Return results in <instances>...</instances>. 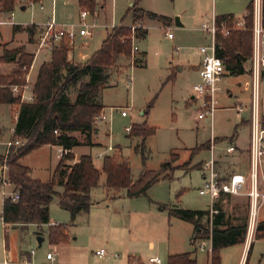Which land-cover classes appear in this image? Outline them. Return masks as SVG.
Wrapping results in <instances>:
<instances>
[{
    "label": "rangeland",
    "instance_id": "374dc122",
    "mask_svg": "<svg viewBox=\"0 0 264 264\" xmlns=\"http://www.w3.org/2000/svg\"><path fill=\"white\" fill-rule=\"evenodd\" d=\"M249 1L251 0H96L94 11H89L87 23L95 19L97 24L107 27L98 28L91 38L84 41L76 37L75 45L68 43L70 52H73L77 60L78 55L86 52L91 54L97 50L106 34L113 29L111 26L136 25L132 23L133 4L143 10L167 16L170 21L169 26H164L160 21L147 16L140 20V24L147 31L146 36L137 41L141 51L128 58H119L117 65L109 70L108 83L100 87L98 101L104 105L103 112L106 119L103 122L95 120V127L99 129V132L93 135V131V137H91V140L98 144L92 147L77 146L74 154L85 151L84 153L91 155L93 163L99 168L103 155L118 154L117 150L113 151V149L120 147L121 157L128 162L134 180L143 170H158L163 163L170 161V167L174 168L172 176L157 181L136 200L151 205L154 210L162 206L208 208L206 195L198 194V187L202 183V170L197 165L201 161L209 160L210 151L202 148L194 152L193 149L204 146L209 141L212 142L215 137H229L235 130L240 136V142L247 144L249 129L246 121L249 119L247 109L249 95L245 90L246 84H244L248 81L247 75L227 74L219 82V91L216 93L217 104L212 121L209 117L197 119V114L203 110L200 104L201 99L197 96L192 98L194 95L192 86L199 80L192 66L200 58L198 49L210 45L212 41L211 36L200 29V25L206 20L211 23L213 9L217 15L233 13L235 18H241L245 5ZM102 5L103 8L100 7ZM79 12L80 8L76 0H40V2L29 4L25 11L20 9V5H16L12 10V16L9 12H1L0 21L11 20L13 24L27 25L33 21L41 19V21H46L53 17L56 23L61 25V23H77ZM175 17L179 18L183 26L176 25ZM166 32L170 33L172 38H168ZM22 37L24 33L14 36L13 42H10L12 26L8 23L0 24V54L5 43H15ZM43 54L44 52L33 62L32 78ZM70 61L82 63L73 58ZM181 67L183 70H179ZM9 68H7L6 72H9L7 74L17 67L12 70ZM172 73H174L173 79L170 78ZM82 81H87V78H83ZM78 84L69 89L68 95L71 102L77 94ZM261 87L264 88V84ZM262 98L264 96L261 94ZM239 106H242L243 111H237ZM0 110H2L1 107ZM121 110H125L128 115L122 116ZM144 111L146 114L142 116L140 113ZM12 121L10 114L5 111L0 115V153L4 152L6 142L13 136ZM138 122L154 128V134L144 141L138 136L130 137L125 127ZM74 135L81 141L84 138V135L79 132H75ZM224 139L226 143V138ZM221 146H215V149H221ZM40 148L26 154L23 162L32 167L31 173L34 177L47 181L57 163L55 158L57 149ZM103 181L104 174L102 173L92 199L97 201L95 204L102 202L101 206L104 207L106 203L104 202ZM1 189L0 187V211L4 197ZM55 189L58 191L62 188L57 185ZM3 191L5 196L11 194L9 186H5ZM244 201L235 199L225 203L222 208L230 212L232 217L244 218L246 213L248 215V208ZM123 202L117 201L110 208L116 213L123 212L115 217L119 220L118 223L126 222L124 221L126 205ZM261 204L264 206L263 201ZM49 210L50 220L54 222L62 223L70 220L69 213L59 207L56 198L49 204ZM263 212L264 209L258 211L257 219ZM152 219H148V234L160 244V251L152 253L158 255L164 264L163 255L168 230H156L157 228L153 230L151 223L155 222L157 226L158 222ZM257 219L256 222H258ZM45 229L43 225L39 227L29 225L22 233L32 236L35 232L41 233ZM17 233L18 231L14 229L8 233L10 250L14 249ZM122 234L116 235L122 237ZM1 239H3V225L0 222V263L4 259ZM158 243L156 242V245ZM46 244V242L43 244V249ZM198 244H203L205 247L204 250L197 249L200 261H203L207 256L209 244L206 240H200L194 241L191 246L195 248ZM35 245L38 247L37 242ZM22 246L27 247L28 245L24 243ZM146 253L148 256L151 252ZM244 264H264V239L254 242L250 257Z\"/></svg>",
    "mask_w": 264,
    "mask_h": 264
},
{
    "label": "trees",
    "instance_id": "16d2710c",
    "mask_svg": "<svg viewBox=\"0 0 264 264\" xmlns=\"http://www.w3.org/2000/svg\"><path fill=\"white\" fill-rule=\"evenodd\" d=\"M39 1L26 0L23 5L27 7ZM77 1L81 9L94 11L96 0ZM16 5L17 0H0V12H12ZM262 10L264 19V0ZM144 16L158 20L163 25H168L170 21L167 16L144 11L133 4V22L139 23ZM229 18L233 16L220 15L215 21L219 24ZM243 18L244 29L233 28L231 22H228V27L231 28L229 34L216 35L215 52L223 61L228 74H243L251 56L252 0L246 6ZM18 28L19 25H14L13 31ZM32 28L34 27H26L30 38L34 36ZM145 35L144 27L135 29V39L141 40ZM68 43L67 39H61L52 47L49 60L40 65L32 88V102H20L18 96L11 92L10 85L23 83L22 77L32 63L33 54L26 53L23 47H18L3 49L0 55V64L15 63L17 66L10 74H0V104L18 106L12 141H22L18 145L9 146L5 154H0V167L6 166L8 179L19 195L17 200L6 198L2 202L1 214L7 225L49 223V204L54 198L60 208L69 212L73 222L79 213L87 212L92 205L90 191L98 187L102 173L105 174L104 187L107 191L115 194L125 190L129 198L143 195L157 181L172 176L174 168L170 167L168 161L158 170H143L134 180L128 162L119 153L104 156L101 169L94 166L89 154L80 155L73 164L67 163L74 160L71 152L74 147L82 144L93 145L91 137L96 129L95 120L103 110L98 101L100 87L108 83L109 70L117 65V60L130 57L132 33L131 28L125 25L113 27L101 42L100 48L83 63H74L68 59ZM23 67L26 70H22ZM83 78H87V81H82ZM77 83V94L71 102L68 92L70 87ZM261 125L264 127V117ZM75 132L84 135L82 141L74 135ZM154 132V128L145 123H132L128 134L130 137L138 136L144 141ZM45 145H58L62 147L63 152L51 178L41 181L30 176L29 168L21 164L20 159ZM205 147L206 145L196 147L193 151ZM57 185L62 187L61 192L56 191ZM225 196L227 195L221 194L219 199ZM245 205L248 208V200ZM214 207L217 213L213 215L211 222L208 210L169 207L168 213L192 223L196 238L210 239V263L219 264L222 248L245 241L248 215L246 213L244 218L230 217L223 211L219 202ZM254 238L264 239V219L257 222ZM48 241L53 245L66 243L67 225L58 223L49 226ZM249 252L250 247L245 263ZM167 264H195V261L188 253H183L169 256Z\"/></svg>",
    "mask_w": 264,
    "mask_h": 264
},
{
    "label": "crops",
    "instance_id": "0c3cea01",
    "mask_svg": "<svg viewBox=\"0 0 264 264\" xmlns=\"http://www.w3.org/2000/svg\"><path fill=\"white\" fill-rule=\"evenodd\" d=\"M76 2L78 5L77 0ZM247 4L245 5V9H246ZM21 6H23V4L20 5V9H21ZM100 7L103 8V5ZM78 8H80L79 5H78ZM25 9H26V6H25ZM25 9L24 10L21 9V10L25 11ZM9 13L11 16L13 15L12 12H9ZM244 14H245V11H244ZM222 15H232L233 17H235L233 13L222 14ZM217 16H220V15H217V12L213 9L211 19L213 18L215 19ZM41 20H38L36 22L30 21L31 23H28L27 25L13 24V21L10 20L9 21L10 23H8L9 25L12 26V40L10 42H13L14 36H19L21 33H24V37H22L18 41L16 40V42L12 44L10 42L5 43L3 47L1 48V54L3 52V49H14L18 47H23L26 53L33 54V60L28 70V83L32 86V88H33V84H34V81H35L40 65L43 62L48 61L50 58L49 50H45V49H41L39 51L37 50V39L42 30V24L43 22H45L44 20L43 21ZM132 23H134L133 18H132ZM203 23H209V20L202 22L200 25V29ZM64 24H67V23H61V25H64ZM68 24H72V23H68ZM14 25H19L18 30L13 31ZM120 25H123V24H120ZM120 25H117V26H120ZM27 26L34 27L32 28L33 29L32 31H34V36L32 38H30L29 33L26 30ZM164 26H169V24L164 25ZM178 26H183V25L180 22V25ZM104 27H107V26H104ZM104 27H101V28H104ZM111 27H115V26H111ZM137 41H136V45H137ZM137 47L140 52L141 51L140 47L138 45ZM42 52H44L43 58L41 62L38 64L35 75L32 78L31 70L34 67L33 62L36 59V57L39 56ZM198 53H199L200 58L197 60V63L192 66V68L194 69V72L197 75H198V70L200 68V61H201V54L199 50H198ZM91 54L86 52L85 54H81L80 56L78 55V60H77L74 58L73 52L69 51L68 59L70 60L71 58H73L74 60L83 63L91 56ZM8 67H10L9 70H12L14 67H17V66L15 63L0 64V74L9 73V72H6ZM179 70H183V67H181ZM227 74L228 72L225 75ZM244 74L247 75L248 77V81H246L244 84H246L245 90L248 92V95H249V106L247 108L249 111V119L246 121L248 129H249L247 144L244 145L240 142V136L235 130L234 133L231 134L229 137H224L226 138V141H227L226 143H225L224 138L215 137L214 140L212 142L209 141L205 147V149H209L210 151L209 160L210 158H213L214 169L221 181L228 180L229 177L235 173L242 174L246 177H248V174H249V144H250V118H251L249 60L247 61L245 65V72L243 73V75ZM173 77H174V73L170 75V78L173 79ZM198 79H199L198 81H200L199 76H198ZM263 84H264V77L261 82V86ZM261 86H260V88L262 89L261 94L264 96V88H262ZM261 94H260V116H261V122H262V119L264 117V98L261 99ZM192 98L194 97L192 96ZM102 106L104 110V105ZM0 107L2 109L0 110V115L4 111L10 114L13 120L12 121L13 123L11 126V131L13 132L15 121L18 115V106L11 105V104H0ZM103 110L101 114L104 116V119L101 122H103L106 119ZM237 111L239 112L243 111L242 106H241V110L237 109ZM144 112H141L140 114L143 116ZM138 124L140 123L138 122ZM98 132H99V129L96 128L93 135L97 134ZM11 141H12V137H11V140L6 142V148L4 152L0 154H5L7 152L9 148L8 143ZM91 142L93 144L91 145V147L98 144L97 142H94L92 140ZM222 143H225V144L221 146ZM230 144L234 147V150L231 152H227L226 148ZM79 146L87 147L88 145L82 144ZM215 146H218V147L221 146V149L216 150ZM44 148H50V149L56 148L57 149V155L55 158L58 163L59 161L58 159H60V156L63 152L62 147L58 145H45L41 147L40 149H44ZM35 150L37 151V149ZM74 150H75V147L71 151L74 156V160L68 161L67 162L68 164H73L80 155L87 154V153H84L85 151H81L83 153H79L75 155ZM114 150H117V152L121 154L120 147H114L113 151ZM106 155H111V153L105 154L103 155V157ZM24 158L25 157L20 159L21 164L29 168V174L32 178L39 179L32 175L31 173L32 167L29 164L23 162ZM94 166L97 169H101L102 161H101L99 168L95 164ZM197 167H199L200 170H202V174H201L202 181L201 182L203 183L204 178H206V176L208 175V171L205 168V161L199 162ZM52 173H51V176H52ZM104 183H105V174H104V181L102 183V187L105 192L104 202L106 203V206L104 207L101 206L103 205L102 202L101 204L99 203L95 204L97 201L92 199V194L94 190L98 188L96 187L90 191V198L92 201V205L90 206L89 210L85 213H79L75 217L73 222H71V218L67 222L66 221L62 222V224L67 225L68 241L66 243H62L59 245H53V244H50L48 241L49 226L58 224L57 222L50 220V210H49V223L47 224H35V223H29L25 225H10L9 224V225H6L5 227L3 225V239H1V242L3 246L4 259L0 264H3L4 261L9 262V264L42 263V262H45V254L49 251L54 252L56 261L61 264H150L148 262V258L151 256H158V255H154L152 252L160 251V244L158 243V241H156L155 238H153L151 235L148 234L149 232L148 219L150 218H153L152 221L158 222L157 226L155 222L151 223L150 226L151 228H153V230L156 228H157L156 230H161V229L168 230V235H167V239L165 240L166 243H165V250H164V255H163L164 264H167L169 256L183 254V253H188L190 258L195 261V264H211L210 263L211 258L208 252H207V256L204 257L203 261H200L201 258L199 257V252L197 251V247L192 248L191 246L194 244V241L196 240H206L209 244V247L211 246L210 239H202V238L195 237V234H194L195 229L192 223L183 221L174 216H170L168 213L169 207L162 206L158 210H154L151 205L146 204L145 202L136 200L138 199V197L129 198L128 196H126L125 190H121L118 193L113 194L111 191H107L105 189ZM201 185L198 187V189L201 187ZM8 186L11 188V193H12L14 191L13 185L10 184ZM247 186L248 184L246 185V190H248ZM257 187H258V191L263 195L260 201L264 202V156L262 157V162L258 170ZM61 191L62 189L58 190V192H61ZM226 195L227 196H225L221 200L219 199L220 196L216 198L213 202L214 203L213 205L215 206V204L219 202L220 206L223 207L225 203H228L229 201H234L235 199H239V201H244L245 199L244 201V204H245V202H247L248 200L245 195H231V194H226ZM206 197H207V202L209 203L208 208L187 207L186 209L208 210L209 211L210 206H211V200L208 196ZM117 201H124L123 203L126 205V214H125L126 218L124 219V221H126L125 223L123 222L118 223L119 220L115 218L116 216H119L123 212L119 211L118 213H116V211H113L110 209L111 206L114 205V203H117ZM2 202H1V205H2ZM261 202H260V207L258 211L259 210L262 211L264 209V206H262L263 204H261ZM234 205L235 203L233 204V206ZM222 209L228 216L231 217L230 212H227V210H225L224 208ZM263 214L264 212L262 213V215ZM262 215L257 219L258 222L264 219V215L263 216ZM29 225L37 226V227L43 225L46 229L45 231H41V233L35 232V234H33L32 236H27L26 233H22V232ZM11 229L18 231L17 241L15 239L16 243L14 245L13 250L9 249V244H8V233L10 232ZM106 231H108L109 233L107 234ZM136 231L138 233H136ZM116 234L118 235L122 234V237ZM256 240L258 239L254 238V233H253V235L250 238L245 237V241L243 243L222 248L220 250V263L219 264H244L246 257H247L249 247H250V252L248 255V259L250 257V253L252 251L254 242ZM36 242L38 243V247H36L35 245ZM45 242L47 244L45 248L43 249L42 247ZM156 242L158 243V245H156ZM24 243H26L28 246L23 247L22 244ZM176 244L178 245L176 246ZM101 248L105 250L104 255L102 256L96 255L95 252ZM31 250H33L32 254H30ZM146 252H151V253L150 255L147 256ZM24 256H25L24 259L26 260V263L22 262L20 259Z\"/></svg>",
    "mask_w": 264,
    "mask_h": 264
},
{
    "label": "built area",
    "instance_id": "2783aa9c",
    "mask_svg": "<svg viewBox=\"0 0 264 264\" xmlns=\"http://www.w3.org/2000/svg\"><path fill=\"white\" fill-rule=\"evenodd\" d=\"M26 0H17V5H22ZM93 14V13H92ZM89 11L81 9L78 15V22L72 24L59 25L54 18H49L42 24V30L37 39V50L45 49L51 51L52 47L59 43L61 39H67L69 43L75 45V38L87 40L91 38L92 34L98 28L103 26L97 24L95 19H92L90 23H87V17ZM231 19V20H230ZM228 22H231L233 28L244 29L245 20L241 18H229L216 23L215 19L211 20V23H203L201 30L208 33L211 38V44L202 46L198 50L201 54L200 68L198 70V76L200 81L192 86L194 93L193 97L197 96L201 99V108L197 114V119L209 117L212 121L214 111L216 109V93L219 90V82L227 73L225 65L221 58L216 55V35L220 33L222 36H227L231 30L228 27ZM10 23L9 21H0V24ZM143 27L140 22L136 25H132V47L131 55L134 56L138 53V47L136 45L137 39H135V29ZM252 43H251V56L249 58L250 63V144H249V174L248 177L242 174H232L228 180L221 181L214 169V160L210 158L205 162V168L208 171V175L204 178L201 187L198 189L200 195H206L211 200V206L209 210V220L212 221L213 215L217 213V209L214 207V200L221 194L231 195H245L248 199V222L246 229V237L250 238L256 228L257 213L260 207V199L263 195L258 191L257 177L258 170L264 156V127L261 125L260 116V94H261V82L264 77V19L262 10V0H252ZM168 38H172V35L166 32ZM22 70H26L25 67ZM28 70L23 75V83L10 85V90L14 96H18L20 102H32L34 100V94L32 92V86L28 83ZM241 110V106L238 107ZM122 116H127L125 110H121ZM104 116L100 114L96 117L97 121H102ZM126 132H130V126L125 127ZM18 140L8 143V147L12 144L18 145ZM234 147L230 144L227 146L226 151L231 152ZM10 181L7 176L6 166L0 167V186L2 188L3 198H11L17 200L19 198L18 192L13 191L10 195L5 196L3 194V188L10 185ZM248 184V190L246 185ZM3 199V200H4ZM0 222L4 227L7 225L4 223L2 214L0 211ZM200 241V240H196ZM197 249L204 250L203 244H198ZM209 255H211V246L207 249ZM33 250L30 251V254ZM105 250L103 248L95 252L96 255H104ZM24 257L20 258L22 262L26 263ZM150 264H162V260L158 256H151L148 258ZM3 264H9L4 261ZM36 264H61L56 261L53 251H49L45 254V262Z\"/></svg>",
    "mask_w": 264,
    "mask_h": 264
},
{
    "label": "water",
    "instance_id": "95a60500",
    "mask_svg": "<svg viewBox=\"0 0 264 264\" xmlns=\"http://www.w3.org/2000/svg\"><path fill=\"white\" fill-rule=\"evenodd\" d=\"M21 9L24 10V9H25V6H24V5L21 6ZM175 23H176L177 25H180V22H179V18H178V17H175Z\"/></svg>",
    "mask_w": 264,
    "mask_h": 264
}]
</instances>
